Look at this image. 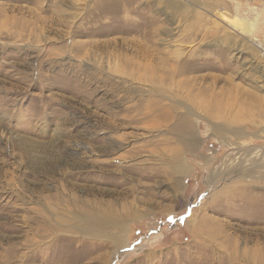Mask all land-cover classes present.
Wrapping results in <instances>:
<instances>
[{
    "label": "rangeland",
    "instance_id": "rangeland-1",
    "mask_svg": "<svg viewBox=\"0 0 264 264\" xmlns=\"http://www.w3.org/2000/svg\"><path fill=\"white\" fill-rule=\"evenodd\" d=\"M264 0H0V264H264Z\"/></svg>",
    "mask_w": 264,
    "mask_h": 264
},
{
    "label": "bare ground",
    "instance_id": "bare-ground-1",
    "mask_svg": "<svg viewBox=\"0 0 264 264\" xmlns=\"http://www.w3.org/2000/svg\"><path fill=\"white\" fill-rule=\"evenodd\" d=\"M258 47H260L259 49H260V51H261V55L264 57V46H262L260 43H257L256 44Z\"/></svg>",
    "mask_w": 264,
    "mask_h": 264
}]
</instances>
